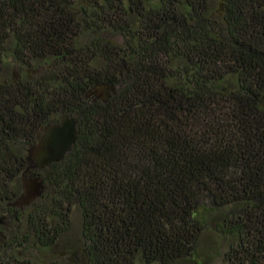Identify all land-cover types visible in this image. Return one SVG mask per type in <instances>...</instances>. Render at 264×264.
Returning <instances> with one entry per match:
<instances>
[{"label":"trees","instance_id":"trees-1","mask_svg":"<svg viewBox=\"0 0 264 264\" xmlns=\"http://www.w3.org/2000/svg\"><path fill=\"white\" fill-rule=\"evenodd\" d=\"M64 114L72 151L9 206ZM77 210L79 264H182L214 211L225 260L264 264V0H0V260L53 251Z\"/></svg>","mask_w":264,"mask_h":264},{"label":"water","instance_id":"water-1","mask_svg":"<svg viewBox=\"0 0 264 264\" xmlns=\"http://www.w3.org/2000/svg\"><path fill=\"white\" fill-rule=\"evenodd\" d=\"M112 83H97L86 92V98L104 102L116 93ZM77 116L64 114L58 121L50 122L43 128L40 139L27 150L28 166L21 175V193L9 206L23 209L39 198L45 190L44 179L40 175H29L32 169H43L53 162H59L69 154L78 139ZM8 224V215H0V243L4 239L3 226Z\"/></svg>","mask_w":264,"mask_h":264},{"label":"rangeland","instance_id":"rangeland-1","mask_svg":"<svg viewBox=\"0 0 264 264\" xmlns=\"http://www.w3.org/2000/svg\"><path fill=\"white\" fill-rule=\"evenodd\" d=\"M206 231L201 235L197 255L194 259H186L182 264H229L225 260V253L229 249V245L233 242L232 236L221 237L213 228L217 211L210 213ZM216 220V219H215ZM9 224V219H8ZM7 224V226H8ZM82 238V219L81 214L77 210L72 215V225L69 232L64 235L58 242L55 249L51 252L39 253L37 249L32 246L16 252L8 259L0 260V264H24L23 261L31 259L36 264H79L80 256L82 255V248L80 239ZM10 254H13L12 252ZM37 257V258H35ZM17 259V262L12 263ZM4 259V258H3ZM44 259V260H41Z\"/></svg>","mask_w":264,"mask_h":264}]
</instances>
